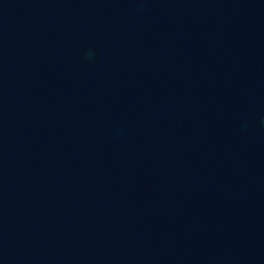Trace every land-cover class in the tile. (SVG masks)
Returning <instances> with one entry per match:
<instances>
[{
    "label": "water",
    "instance_id": "obj_1",
    "mask_svg": "<svg viewBox=\"0 0 264 264\" xmlns=\"http://www.w3.org/2000/svg\"><path fill=\"white\" fill-rule=\"evenodd\" d=\"M0 264H264V0H0Z\"/></svg>",
    "mask_w": 264,
    "mask_h": 264
}]
</instances>
